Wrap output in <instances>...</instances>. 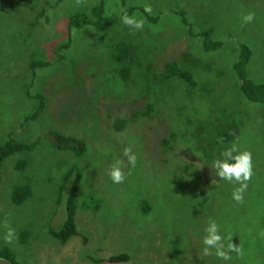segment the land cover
I'll use <instances>...</instances> for the list:
<instances>
[{
  "label": "rangeland",
  "instance_id": "obj_1",
  "mask_svg": "<svg viewBox=\"0 0 264 264\" xmlns=\"http://www.w3.org/2000/svg\"><path fill=\"white\" fill-rule=\"evenodd\" d=\"M97 1L76 6L74 0H0V145L10 133L38 141L32 152L2 164L0 250L7 249L17 264H264V105L242 97L231 71L245 43L251 51L249 79L264 83V0H125L124 5L104 0L111 20L106 35L90 28L72 31L60 61L32 74V60L52 61L58 46L68 42L71 10ZM145 5L152 8L146 15L159 17L158 22L145 20L142 31L121 23L129 6L144 10ZM249 12L255 19L244 24ZM138 14L137 19H145ZM203 34L222 46L205 51ZM120 39L137 54L125 83L118 82L111 62ZM171 61L192 66L193 79L169 80L161 90L165 82L158 79ZM38 93L46 100L43 113L23 122ZM153 97L152 117L138 115ZM232 115L235 123L227 136L236 132V137L227 147L235 143L252 153L254 175L242 204L232 199L239 185L218 176L209 181L205 171L223 159L225 143L205 154L207 138L195 133L206 123L211 130L222 120L229 122ZM119 120L126 127L116 132ZM50 130L82 140L86 151L75 157L58 150L47 140ZM126 147L137 156L134 168L123 155ZM117 159L130 172L122 184L108 176ZM19 160L27 161L21 172L14 169ZM73 166L82 174L74 215L77 235L59 244L47 227L58 228L64 220V208L56 210L55 202ZM19 184L29 185L31 193L16 206L10 199ZM209 220L216 221L222 236H232L242 257L232 253L225 262L202 255ZM5 221L17 236L11 244L4 241ZM120 254H127L128 261L106 262Z\"/></svg>",
  "mask_w": 264,
  "mask_h": 264
},
{
  "label": "trees",
  "instance_id": "obj_2",
  "mask_svg": "<svg viewBox=\"0 0 264 264\" xmlns=\"http://www.w3.org/2000/svg\"><path fill=\"white\" fill-rule=\"evenodd\" d=\"M121 5H124L125 0H118ZM74 11V12H71ZM68 15L66 29L68 33V42L58 46L57 51L54 52V57L52 61H44V60H32L29 63V70L32 74L37 69L49 67L52 62L57 60L60 61L59 54L62 51V48L70 47L71 40V32L73 29L81 30L84 28L93 29L99 33H106L109 30L111 20L108 14H105L106 8L104 4V0H98L94 5L83 7V10H71ZM129 15H133L136 13L143 14L145 16V20L147 23H156L158 22L159 17H150L147 16L143 9L137 6H129L126 9ZM182 23L187 26V20L183 18ZM106 35V34H104ZM102 35V36H104ZM204 42L203 48L207 52H214L218 50L222 46L221 41H210L208 35L203 34ZM105 38V37H104ZM113 52L111 54V62L113 64V72L116 75L118 82L125 83L129 80L132 68L135 64H137V54L135 52L134 47L128 41L117 40L114 43ZM251 51L249 47L244 43L239 45L237 50V55L234 58L231 71L233 72L235 78L238 82L237 89L244 99L249 102L256 103V105H264V83H255L253 80L249 79L247 65L250 62ZM162 77L158 79L160 83L165 82L162 85V89L165 87L166 83H169V80L175 79L182 82H191L190 78H192V66L188 67L185 64H180L177 61H171L165 63L163 66ZM193 79V78H192ZM156 83V81L154 80ZM195 84V82L193 81ZM153 87V84H150ZM157 88V86H155ZM154 90V89H153ZM167 92V91H166ZM37 103L34 106L33 111L28 114H25L23 117V122H30L37 120L40 115L43 113L46 105V100L43 96L38 93L34 98ZM153 100H148V103L145 104L138 113L146 118H151L153 115L154 108V97ZM158 100V99H157ZM225 113L224 110H222ZM228 121L222 120L221 123L218 122L216 126H214L211 130H208L207 123L203 124L195 133L201 137V139L207 138L206 141L211 142L208 145V148L205 150V154L210 153L213 149H217L220 147L222 143H225L226 147L231 144L230 140L233 139V136L236 137V132L232 133L230 136H227L229 132L228 128L231 124L235 123V116L232 115L227 118ZM126 127L125 120H119L114 124V130L116 132H120L124 130ZM221 138H223V142H221ZM47 140L51 142L53 147H56L61 151H69L73 153L75 157H81L83 153L86 151V146L84 142L80 139L62 135L56 130H50L47 136ZM238 142V140H236ZM38 141H30L29 140H21L13 134H8L7 140L0 145V173L3 162L13 155H21L24 153L32 152L36 146ZM166 149L167 141H163L162 143ZM220 148L224 151V147ZM225 147V148H226ZM27 167L26 160H19L14 165V169L16 171H23ZM211 168V167H210ZM209 172V171H208ZM207 172V173H208ZM80 170L78 167H71L66 175L64 176V182L60 187L59 193L56 198V206L55 209L64 208V220L58 226V228L47 227L48 234L59 244H65L76 234V225H75V210L77 207V187L81 179ZM1 179V174H0ZM72 180V184L67 185L68 181ZM31 188L26 184H19L13 188L11 193V202L19 206L25 202L27 197L30 196ZM127 254H120L109 257L106 259L108 263H124L128 261ZM0 260H4L9 262L10 264H17L13 255L7 250H0Z\"/></svg>",
  "mask_w": 264,
  "mask_h": 264
},
{
  "label": "clouds",
  "instance_id": "obj_3",
  "mask_svg": "<svg viewBox=\"0 0 264 264\" xmlns=\"http://www.w3.org/2000/svg\"><path fill=\"white\" fill-rule=\"evenodd\" d=\"M84 2L85 0H74L76 6H80ZM144 12L151 14V6L145 5ZM138 15V13L129 15L127 11H124L120 17L121 23L131 29L142 31L145 25V19L142 16L137 19L136 17ZM254 19L255 13L249 12L242 17V22L244 24H249L252 23ZM75 31L76 30L73 29V32ZM221 142H223V138H221ZM123 155L127 158L128 166L131 168L136 167L137 156L132 152L131 147L124 148ZM221 156L223 159L218 158L213 161L212 169L220 180L227 181L233 185H239L238 187H234L232 199L236 203L242 204L244 202V193L247 190L248 182L254 175L252 153L248 150L241 151L237 144L233 143L221 153ZM230 161H234V163H230ZM124 167V161L119 159L110 166L108 176L114 184H122L127 178V175H130V172L125 173ZM4 227L7 230L4 235V241L6 244H11L13 240L17 239L15 229H13L7 221H5ZM204 232L206 234L202 239V244L204 245L202 248L203 256L215 255L217 259L227 262L232 259V253H235L237 257H242L244 255L242 248L231 242V235L225 237L220 234V226L215 220H209ZM260 235L264 237V231H262Z\"/></svg>",
  "mask_w": 264,
  "mask_h": 264
},
{
  "label": "flooded vegetation",
  "instance_id": "obj_4",
  "mask_svg": "<svg viewBox=\"0 0 264 264\" xmlns=\"http://www.w3.org/2000/svg\"><path fill=\"white\" fill-rule=\"evenodd\" d=\"M192 78H193V76H192ZM194 82H195V81H194ZM194 85L196 86V84H194ZM251 103H252V102H251ZM253 104L256 105V103H253ZM210 143H211V142L208 141V144H210ZM205 171H209V173H210L209 176H207V178L209 179V181L212 180V179H217V176H216V174H215V171H213L212 168H211V169L206 168ZM204 174L206 175L207 172H205Z\"/></svg>",
  "mask_w": 264,
  "mask_h": 264
}]
</instances>
